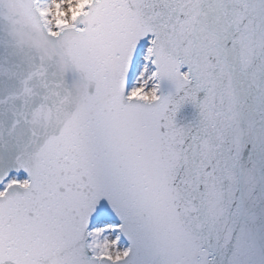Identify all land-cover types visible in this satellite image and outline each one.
<instances>
[{
  "label": "snow or ice",
  "instance_id": "1",
  "mask_svg": "<svg viewBox=\"0 0 264 264\" xmlns=\"http://www.w3.org/2000/svg\"><path fill=\"white\" fill-rule=\"evenodd\" d=\"M0 264H264V0H0Z\"/></svg>",
  "mask_w": 264,
  "mask_h": 264
}]
</instances>
